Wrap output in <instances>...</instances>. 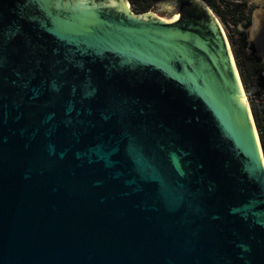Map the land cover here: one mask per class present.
<instances>
[{"label":"water","instance_id":"water-1","mask_svg":"<svg viewBox=\"0 0 264 264\" xmlns=\"http://www.w3.org/2000/svg\"><path fill=\"white\" fill-rule=\"evenodd\" d=\"M0 0V264H264V158L200 0Z\"/></svg>","mask_w":264,"mask_h":264},{"label":"trees","instance_id":"trees-1","mask_svg":"<svg viewBox=\"0 0 264 264\" xmlns=\"http://www.w3.org/2000/svg\"><path fill=\"white\" fill-rule=\"evenodd\" d=\"M135 12H147L154 0H129ZM206 5L221 21L238 68L244 90L248 97L255 127L264 157V59L254 53V48L246 39V28L250 24L254 5L244 0H204ZM228 25L235 29L230 33ZM227 26V27H226ZM236 36L237 47L232 39Z\"/></svg>","mask_w":264,"mask_h":264},{"label":"rangeland","instance_id":"rangeland-1","mask_svg":"<svg viewBox=\"0 0 264 264\" xmlns=\"http://www.w3.org/2000/svg\"><path fill=\"white\" fill-rule=\"evenodd\" d=\"M124 1L127 4L126 0H124ZM127 1L129 2V8H130L129 10H131L132 13H134V14L142 13V12H135L131 6L130 1L129 0H127ZM156 1L157 0H154L152 7L154 6ZM244 2L247 4H253L254 5L253 11L251 13L250 24L245 30L246 39L249 43H251L253 45L254 53L264 59V0H244ZM149 11L150 10H148L147 12H149ZM216 19L226 34V31H225L221 21L218 19L217 16H216ZM227 30L232 34L235 33V29L230 25H228ZM226 37H227V34H226ZM232 39H233L235 45L237 47H239L237 45L238 43H236V41H235L236 36L232 35ZM228 43H229V39H228ZM229 45H230V43H229ZM230 49L232 51L231 46H230ZM232 54H233V51H232ZM233 59H234V55H233ZM234 62H235V59H234ZM235 64H236V62H235ZM236 68H237V65H236ZM237 70H238V68H237ZM240 80H241V78H240ZM241 83H242V80H241ZM242 88H243V92L245 94V99L248 101V97H247L246 92L244 90L243 83H242ZM248 103H249V101H248Z\"/></svg>","mask_w":264,"mask_h":264},{"label":"flooded vegetation","instance_id":"flooded-vegetation-1","mask_svg":"<svg viewBox=\"0 0 264 264\" xmlns=\"http://www.w3.org/2000/svg\"><path fill=\"white\" fill-rule=\"evenodd\" d=\"M180 1H184V0H180ZM221 26V25H220ZM222 28V27H221ZM222 30H223V28H222ZM223 33L225 34V32H224V30H223ZM225 36H226V34H225ZM227 38V37H226ZM228 40V39H227Z\"/></svg>","mask_w":264,"mask_h":264},{"label":"built area","instance_id":"built-area-1","mask_svg":"<svg viewBox=\"0 0 264 264\" xmlns=\"http://www.w3.org/2000/svg\"><path fill=\"white\" fill-rule=\"evenodd\" d=\"M201 2H203L205 5H206V3H205V1L204 0H200ZM207 6V5H206ZM208 7V6H207Z\"/></svg>","mask_w":264,"mask_h":264},{"label":"clouds","instance_id":"clouds-1","mask_svg":"<svg viewBox=\"0 0 264 264\" xmlns=\"http://www.w3.org/2000/svg\"><path fill=\"white\" fill-rule=\"evenodd\" d=\"M209 8V7H208Z\"/></svg>","mask_w":264,"mask_h":264}]
</instances>
